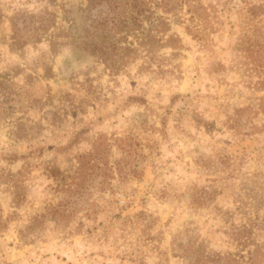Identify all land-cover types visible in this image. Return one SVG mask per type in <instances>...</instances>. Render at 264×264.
I'll return each mask as SVG.
<instances>
[{
  "label": "rangeland",
  "instance_id": "1",
  "mask_svg": "<svg viewBox=\"0 0 264 264\" xmlns=\"http://www.w3.org/2000/svg\"><path fill=\"white\" fill-rule=\"evenodd\" d=\"M243 225L264 264V0H0V264H246Z\"/></svg>",
  "mask_w": 264,
  "mask_h": 264
},
{
  "label": "trees",
  "instance_id": "2",
  "mask_svg": "<svg viewBox=\"0 0 264 264\" xmlns=\"http://www.w3.org/2000/svg\"><path fill=\"white\" fill-rule=\"evenodd\" d=\"M241 228H243L241 230ZM252 229L246 228L245 225L240 226V228L232 227L231 238L237 243L238 250L236 252H230L231 259L238 261L242 259L246 264H255L256 257L259 252H261V246L259 244L253 245L254 242H248L247 236H250ZM208 251V252H205ZM203 258L209 260V262L219 261L220 258H224L221 251L217 250H204Z\"/></svg>",
  "mask_w": 264,
  "mask_h": 264
}]
</instances>
